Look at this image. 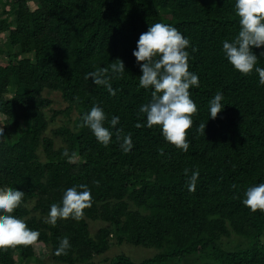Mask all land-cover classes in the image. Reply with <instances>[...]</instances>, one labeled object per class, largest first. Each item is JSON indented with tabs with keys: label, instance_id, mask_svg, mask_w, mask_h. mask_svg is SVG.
Returning a JSON list of instances; mask_svg holds the SVG:
<instances>
[{
	"label": "trees",
	"instance_id": "16d2710c",
	"mask_svg": "<svg viewBox=\"0 0 264 264\" xmlns=\"http://www.w3.org/2000/svg\"><path fill=\"white\" fill-rule=\"evenodd\" d=\"M234 4L0 0V127L9 137L0 144V188L25 193L12 214L39 231L29 245L0 250V264L42 263L38 244L67 264H264V213L242 204L245 188L264 182V85L254 70L238 72L223 54L222 41L239 30ZM157 21L176 26L196 48L188 47L189 70L200 84L190 88L197 112L187 151L167 142L159 126L136 127L151 89L138 86L142 71L132 53L140 33ZM262 50L252 47L258 57ZM117 59L122 74L111 70ZM258 64L264 66V57ZM101 67H108L115 95L85 79ZM217 91L225 106L208 118ZM93 104L108 120L120 117L116 128L121 138L131 133L130 151L121 149L115 131L105 146L82 126ZM59 115L67 122L53 125ZM194 170L199 176L189 191ZM78 184L93 196L83 218L48 223L50 204ZM91 223L99 227L93 231ZM65 236L71 247L58 255ZM234 236L241 240L226 247L224 238ZM124 242L157 252L139 261L125 253L94 261Z\"/></svg>",
	"mask_w": 264,
	"mask_h": 264
},
{
	"label": "clouds",
	"instance_id": "9594fccd",
	"mask_svg": "<svg viewBox=\"0 0 264 264\" xmlns=\"http://www.w3.org/2000/svg\"><path fill=\"white\" fill-rule=\"evenodd\" d=\"M235 13L239 17V30L231 40L222 41V51L232 67L242 74L253 70L258 74V83L264 85V66L258 60L264 57V50L259 57L252 47L264 45V0H235ZM191 46L190 38L176 26L157 21L149 25L147 31L140 33L133 49V56L142 71L139 76V87L151 89V99L139 107L143 120H138L136 127L151 128L159 126L163 138L182 151H187L190 140L188 130L193 125L192 114L197 112V104L193 100L190 88L199 87V76L189 70ZM195 52V46H191ZM111 64L115 73H123L125 66L122 60ZM142 62V63H141ZM108 67H101L85 73V79L103 85L109 94L115 95V89L109 82ZM223 93L217 91L208 101V118H216L225 103ZM111 127L105 125V121ZM120 121L118 115L108 116L103 107L93 104L82 114V126L88 127L99 143L107 146L111 143L114 131L121 139L120 147L128 152L133 147L131 133L119 136L121 129L116 128ZM206 123L197 126L198 131L205 130ZM9 137L0 127V144ZM67 155V150L65 151ZM199 171H192L188 179V190L194 191ZM24 192L12 187L0 188V250L16 245H29L37 240L39 231L30 228L27 222L12 213L20 206ZM93 196L86 184L72 185L64 189L59 203H51L47 214V222L56 224L58 218L80 220L84 210L91 207ZM242 204L250 211L259 210L264 213V182L249 185L243 193ZM69 238H61L56 254L65 253L70 248Z\"/></svg>",
	"mask_w": 264,
	"mask_h": 264
},
{
	"label": "rangeland",
	"instance_id": "374dc122",
	"mask_svg": "<svg viewBox=\"0 0 264 264\" xmlns=\"http://www.w3.org/2000/svg\"><path fill=\"white\" fill-rule=\"evenodd\" d=\"M30 5L32 7H35V3L33 1H30ZM64 120V122H67V119L64 117H61L59 115V118L57 120H55V122L53 123V125L55 124H60L62 123ZM72 125V124H71ZM57 139V143L59 142V138ZM99 226L96 223H91V229L93 231H95ZM241 239L234 236V237H230V238H224V242H225V246L228 248L234 247L235 245H237L236 243L239 242ZM46 248L42 245V244H38L36 246V252L39 255V258L42 259V263L40 264H67V263H61L58 261H55L54 259H51L49 256H47V252L45 250ZM157 252V249L153 248V247H145V246H136L133 245L131 243L128 242H124L120 245H115L113 246V248L107 252L106 254L102 255V256H97L95 258V262H103L102 260L105 257L111 258L114 255H117L119 253H125L127 255H129L130 257H132L134 260H142L146 257L152 256L153 254H155ZM190 262H192V259H189ZM197 261V259H196ZM34 264V263H32ZM178 264V263H176ZM185 264V263H182Z\"/></svg>",
	"mask_w": 264,
	"mask_h": 264
}]
</instances>
